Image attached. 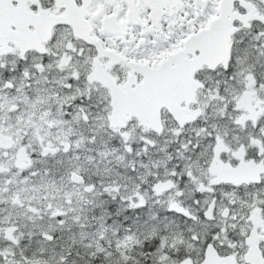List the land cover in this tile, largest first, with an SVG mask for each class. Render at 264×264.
<instances>
[{"label":"snow or ice","instance_id":"obj_1","mask_svg":"<svg viewBox=\"0 0 264 264\" xmlns=\"http://www.w3.org/2000/svg\"><path fill=\"white\" fill-rule=\"evenodd\" d=\"M0 264H264V0H0Z\"/></svg>","mask_w":264,"mask_h":264}]
</instances>
